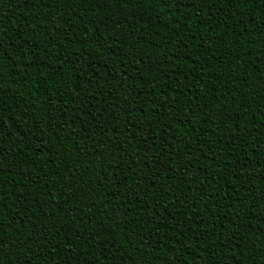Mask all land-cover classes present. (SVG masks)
<instances>
[{
	"label": "trees",
	"instance_id": "obj_1",
	"mask_svg": "<svg viewBox=\"0 0 264 264\" xmlns=\"http://www.w3.org/2000/svg\"><path fill=\"white\" fill-rule=\"evenodd\" d=\"M0 264H264V0H0Z\"/></svg>",
	"mask_w": 264,
	"mask_h": 264
}]
</instances>
